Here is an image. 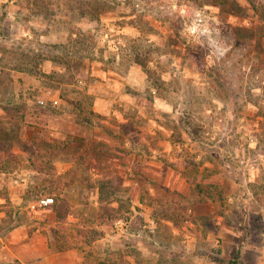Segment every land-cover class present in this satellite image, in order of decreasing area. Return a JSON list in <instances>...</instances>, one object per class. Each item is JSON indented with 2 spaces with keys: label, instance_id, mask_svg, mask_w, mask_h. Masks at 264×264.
I'll use <instances>...</instances> for the list:
<instances>
[{
  "label": "rangeland",
  "instance_id": "rangeland-1",
  "mask_svg": "<svg viewBox=\"0 0 264 264\" xmlns=\"http://www.w3.org/2000/svg\"><path fill=\"white\" fill-rule=\"evenodd\" d=\"M258 23L248 0H0L17 222L52 253L264 264Z\"/></svg>",
  "mask_w": 264,
  "mask_h": 264
},
{
  "label": "crops",
  "instance_id": "crops-1",
  "mask_svg": "<svg viewBox=\"0 0 264 264\" xmlns=\"http://www.w3.org/2000/svg\"><path fill=\"white\" fill-rule=\"evenodd\" d=\"M0 169V264H82L74 251L52 253L49 234H37L31 225L17 222L23 199L17 186L16 173ZM20 200V201H19ZM20 202V203H19Z\"/></svg>",
  "mask_w": 264,
  "mask_h": 264
},
{
  "label": "trees",
  "instance_id": "trees-1",
  "mask_svg": "<svg viewBox=\"0 0 264 264\" xmlns=\"http://www.w3.org/2000/svg\"><path fill=\"white\" fill-rule=\"evenodd\" d=\"M249 3L251 4V7L255 14L257 15L258 18V28H260L261 32H264V3H260L257 0H248ZM149 71V70H148ZM200 185V186H199ZM197 188L200 189L199 193L202 195L201 198H205V195H209L208 193L204 192L202 189V184H196ZM201 187V188H200ZM211 188H213L211 186ZM211 199H213V196H210ZM123 218L120 216H114L115 221L122 220ZM86 244V242L84 243ZM80 246V244H78ZM89 246V244H86ZM69 248H72L69 246ZM83 260L82 264H130V262L126 261L122 255H111V254H105L101 257L94 256L92 255L91 252L86 253L84 252L83 254Z\"/></svg>",
  "mask_w": 264,
  "mask_h": 264
},
{
  "label": "built area",
  "instance_id": "built-area-1",
  "mask_svg": "<svg viewBox=\"0 0 264 264\" xmlns=\"http://www.w3.org/2000/svg\"><path fill=\"white\" fill-rule=\"evenodd\" d=\"M52 203H53L52 197H44V198L40 199L38 203L31 204V209L35 211L37 206L48 207Z\"/></svg>",
  "mask_w": 264,
  "mask_h": 264
}]
</instances>
